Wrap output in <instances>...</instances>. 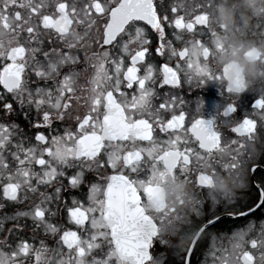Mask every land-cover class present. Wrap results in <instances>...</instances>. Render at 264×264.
Returning a JSON list of instances; mask_svg holds the SVG:
<instances>
[{
    "label": "snow or ice",
    "instance_id": "obj_1",
    "mask_svg": "<svg viewBox=\"0 0 264 264\" xmlns=\"http://www.w3.org/2000/svg\"><path fill=\"white\" fill-rule=\"evenodd\" d=\"M212 6L0 0V209L23 206L0 217V264H193L203 249L212 264H264V220L227 247L210 232L264 209V80L211 71ZM253 35L264 38V19ZM154 40L175 67L148 62ZM181 72L190 89L216 82L211 110L164 91ZM176 177L190 193L161 201ZM84 187L87 201L69 206ZM63 210L75 228L59 225Z\"/></svg>",
    "mask_w": 264,
    "mask_h": 264
},
{
    "label": "flooded vegetation",
    "instance_id": "obj_2",
    "mask_svg": "<svg viewBox=\"0 0 264 264\" xmlns=\"http://www.w3.org/2000/svg\"><path fill=\"white\" fill-rule=\"evenodd\" d=\"M213 6L208 10L210 13L209 20L212 29V35L209 38L210 44L214 45L212 48V58L210 60V69L213 73L222 72L227 75L233 82H239L244 86L251 85L254 82L264 80V38L259 36L254 37L255 25L259 19H264V0H211ZM150 30V29H149ZM185 39L190 38L185 34ZM156 41L150 47L149 63H153L159 68V65L168 62L170 66L175 67L177 58L167 60L166 57H160L155 54L154 48ZM174 46L179 49L183 45L180 42H175ZM181 83L176 86H165L164 91L170 95L184 98L186 101H191L189 111H195L196 100L203 97L205 99V106L211 110L212 106L220 100V89L216 82L212 81L206 84L202 89H190L186 79L181 72ZM195 92L194 95H189L190 92ZM249 95V93H245ZM35 115V114H33ZM239 118V117H235ZM21 128H25L27 121L21 115L16 119ZM35 122V121H33ZM57 127H65L64 125H57ZM41 131L45 129L41 128ZM47 134V132H46ZM235 135V134H233ZM230 182L229 178L216 177L218 186H227ZM66 183V181H65ZM43 190V189H42ZM190 186L179 177L168 179L167 183L163 184L158 193L161 201L167 200L173 202L182 197H186L190 193ZM87 187L81 189H72L71 195L67 197L69 206H71V199L75 197L77 200L87 201ZM244 201L250 199L246 190L238 191ZM256 195L255 192L252 193ZM65 199V197H61ZM23 210L20 204H13L7 202L4 209H0V217L5 213L11 214L15 210ZM59 225L62 227L75 228L70 223L67 211L63 210L57 217ZM54 220L53 222H57ZM260 220H264V209H261L255 216H249L247 219L234 221L228 218L223 221L222 225L211 229L210 232L217 237L216 245L221 244L230 246L227 237L240 227H245L250 221L257 224ZM31 232V220L28 221ZM7 226H11L8 224ZM39 238L43 237V230L38 232ZM49 243L52 242V237H47ZM38 243V241H37ZM212 264V257L208 255L207 249L197 252L193 257V264Z\"/></svg>",
    "mask_w": 264,
    "mask_h": 264
}]
</instances>
